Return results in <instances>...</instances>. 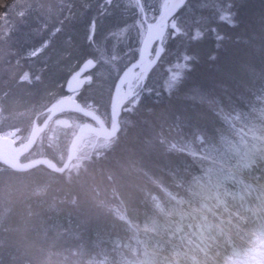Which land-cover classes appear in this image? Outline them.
I'll return each instance as SVG.
<instances>
[{
    "label": "trees",
    "instance_id": "trees-1",
    "mask_svg": "<svg viewBox=\"0 0 264 264\" xmlns=\"http://www.w3.org/2000/svg\"><path fill=\"white\" fill-rule=\"evenodd\" d=\"M161 1L141 3L146 12L152 8L156 14ZM36 7L15 8L0 29V133L19 127L23 139L35 116L42 120L40 112L66 93L64 81L87 60L93 61L88 74L94 77L83 86L79 100L108 118L114 80L137 56L142 28L135 0H41ZM223 13L230 14L235 26L220 19ZM197 31L202 36L194 39ZM163 46L137 105L122 112L118 133L99 155L91 153L62 174L45 166L25 172L0 166V264H120L127 256H141L131 226L148 241L141 229L163 222L173 198L194 199L188 195V181L198 182L204 193L217 181L214 174L220 176L214 162L227 166L243 161L253 144L250 138L243 136L246 141L236 143L234 154L214 149L211 142L218 127L226 128L225 121L231 129L260 130L259 117L244 115L233 122L224 112L244 114L263 91L264 0H186L170 20ZM174 68L181 80L168 95L164 88ZM201 95L210 105L201 102ZM72 115L78 123L85 120ZM180 126L184 132L173 131ZM197 131L208 136L205 159L192 155L200 153L192 143L187 144L188 154L164 152L173 140L187 148L185 143ZM188 132L191 136L184 137ZM56 144L47 147L38 140L28 155L61 164L66 149L61 141ZM155 169H168V174ZM104 194L108 203L101 207L97 201ZM112 205L124 208L131 226L111 216Z\"/></svg>",
    "mask_w": 264,
    "mask_h": 264
},
{
    "label": "rangeland",
    "instance_id": "rangeland-1",
    "mask_svg": "<svg viewBox=\"0 0 264 264\" xmlns=\"http://www.w3.org/2000/svg\"><path fill=\"white\" fill-rule=\"evenodd\" d=\"M161 3H162V1H161ZM40 4H41V0H0V29L6 23V19L8 18L7 16L16 11V10L13 11L15 8H17V9H23L24 8L27 10H34L37 8L36 6H39ZM21 6H23V8ZM160 9H161V5H160ZM139 11H140V9H139ZM144 12H145V17L149 22L157 17V15L154 14L153 10H151L150 12H149V10H147V12L144 10ZM141 21H142V19H141ZM144 31H145V26L142 22L140 43L144 39V38L142 39ZM1 36H2V32H0V37ZM0 46H1V44H0ZM163 52H164V50H163ZM161 55H160V57H161ZM176 57H177V55H174L173 59H176ZM173 71H174V74H171V77L174 75L177 76L178 71H176V68H174ZM262 89H263L262 93L259 92L253 100H251L250 102L247 101V104L249 102V105L246 106V112H245V109L243 110L245 112L244 114H242V113L237 114L236 112H234V113L232 112L233 115H231L229 121L230 120L233 122L238 121L239 118L242 119V116H244V115L246 117H251V120H252V117L258 118L259 116H262V119H263V117H264V88H262ZM139 94H140V92L138 93L136 98L133 97L126 103V106L124 107V110H123L124 112L134 110V107L137 105V100H139V98H138ZM190 94L192 96H194L195 98L198 97V94L196 91H191ZM199 99L203 100L201 102H205L206 104H207V102H209V100L206 99L204 95H201ZM209 105H210V103H209ZM43 118H44V115H43ZM43 118H42V120H43ZM73 118H74V116L72 114H69V115L64 114L63 116H58V117L53 118L50 121V123L47 125V127L39 133V135L36 139V142L38 140H40V143L44 146H46L47 144L52 145L50 143V142H52L51 140L54 141L56 139L53 137V134L55 131H58L59 134H63L65 132H67V135L65 136V138L60 139V141H61L60 145L63 146V144H64V148L67 150V147L69 144L68 141L70 140L71 136L75 133L79 124L83 123V122L78 123ZM253 120H255V119H253ZM240 124H242V123H240ZM223 125H224V123H223ZM225 126H226V128L225 127L220 128L221 126L217 128V138L214 142L212 140L211 144L216 143L214 149L218 148V146H219L223 150L229 151L232 154H234L236 152V148H237L236 146L239 144V142L242 143V141H246V140L239 134L238 130H236L234 127L231 129L230 125H228V123L226 121H225ZM260 126H262V125H260ZM260 126H258V127H260ZM254 130L251 129L250 131L252 133H254L255 132ZM173 131H177V132L183 131L184 132L185 131L184 126L183 127L180 126L178 129H175ZM203 133L204 132L200 133L197 131L196 133L193 134V136H191L192 133H190V132L187 133L188 135L185 133L184 137H186V136L192 137V139L190 137L188 142L185 143V146H187V148H181L173 140L168 145L164 146L163 150L165 153L167 152L169 154L174 153V152L186 153V151L188 150V147L190 146L187 144L192 143L198 147L197 149L200 151V153L201 152L205 153V151L208 150V143H207L208 136L205 134L203 135ZM17 134L18 133H16V136L18 137L17 141L18 140L20 141V139H19L20 135L18 136ZM198 136L200 137L199 140L196 139ZM26 139H27V137H26ZM143 140L150 144V140H148L147 138H145V139L143 138ZM166 142H165V144H166ZM230 143H231L232 147L230 146ZM236 143H237V145H236ZM110 144H111L110 139L103 138V137L96 136V135H92V134L85 135L83 137V139H81L79 141L78 146L76 148V152H75V158L72 160V162L70 163L68 168L70 169L73 167V165L75 166V165L80 164L83 159L84 160L88 159L90 157L89 155H91V153H93L91 156L94 155V152H97V155H99V152H101L103 149H107ZM53 146L57 147V144L54 142ZM254 147L258 148L257 144H255ZM252 149H254V148L252 147ZM262 152L263 151L260 149L256 150V152H255L256 158H255V162L253 163V165L244 166L243 164L235 163V164H233L234 167L232 166L233 168H231L228 171H225L227 173L228 177L233 176V180L238 181V179H239L243 184H247V185H243V187H246V189L245 190L244 189L241 190V188L233 189L232 186H234V185H231L230 187L226 188V190H230L232 193L223 192V190L221 191V189L220 190L218 189L217 190L218 192L216 193L217 202H211V200H210V201H205L203 203V206L201 207V210L199 211V214L197 215V217H198L197 219L199 222H202V223L203 222H210V221L216 222V216H213V214H212L213 212H218L220 214V211H223L224 208H227L228 210L232 211L236 208V206H239L242 202L247 204L245 197H246L248 190L251 191L250 192V194L252 193L251 196L256 198V203H260V201L264 200V199H262V197H260V196H264V189L255 185V184H260V185L264 184V179H263V173H264V155L263 154H264V152H263V154H262ZM213 155L216 156L215 153H213ZM209 156H211V155H209ZM211 157H213V156H211ZM166 170H168V169H159V170L155 169V172L159 173V174L161 173V175L166 176V174H168V171H166ZM251 172L257 174L256 177L252 176ZM203 174H206V173L205 172L202 174L198 173L196 176V179H194V181L195 180L198 181L203 176ZM228 183H231V182H228ZM227 186H228V184H226V187ZM262 186H264V185H262ZM259 188L262 189V191H259ZM255 189H257L258 194L255 193L253 195V193L255 192ZM100 196H101L100 197L101 200H100V198L98 199V201H97L98 205L101 207L104 205L106 206V204L108 203V200H105L106 199V198H104L105 194L103 195V197H102V195H100ZM107 197L110 198L109 196H107ZM259 199H261V200H259ZM152 201L154 203H156L157 198L152 196ZM220 202H222V204ZM249 202H250V199H248V203ZM217 204H219L218 207H213V205H217ZM260 204H263V203H260ZM204 205H208V207L205 208ZM109 208H110L109 211H110L111 216L113 218H115L117 220H122V221H123V219H125L124 218L125 213L123 210L124 208L122 206L112 205V206H109ZM208 208H212V211H209ZM248 209H249V207H248V205H246L243 208V211H247ZM184 222H186V223H184V224L178 223L181 233L176 232L175 234L171 233L169 231H166L167 233H165V232L164 233H157V232L155 233V231H153L151 228H149V226H148V228L147 227L144 228V232H148V234L154 233L160 241L164 242V245L161 247L151 248V251L153 253H156V256H157L154 258V261H155L154 264H159V261L165 255H169L170 253L175 254V257H170V258H175L176 264H181V262L183 261V257L181 256L182 253H186V251L187 252L192 251V246L194 247L196 245H200V247H201V244L199 242H202L204 240V237L205 238L208 237V233L206 231L195 230L194 234L196 236H194V235L190 236V235L186 234V226H189L190 228H194L195 227L194 220L189 218V220L186 219V221H184ZM197 225L199 226V223ZM168 234L170 236H175V238L177 240L174 239L173 243L176 246L171 244L169 242V239L167 240L165 238L167 236L170 237ZM201 238H203V239H201ZM209 244H211L213 246L212 243H209ZM212 246L209 248L210 251H213ZM191 253H193V252H191ZM121 255L119 253V255L116 258L120 257ZM204 260L206 261L207 257L204 258ZM232 262H234V261H231L230 263H227V264H233ZM92 264H103V263H102V260H97V261H93ZM207 264H208V262H207ZM236 264H264V253L262 256L256 257V258H252V259H248V260L240 259L238 262H236Z\"/></svg>",
    "mask_w": 264,
    "mask_h": 264
},
{
    "label": "bare ground",
    "instance_id": "bare-ground-1",
    "mask_svg": "<svg viewBox=\"0 0 264 264\" xmlns=\"http://www.w3.org/2000/svg\"><path fill=\"white\" fill-rule=\"evenodd\" d=\"M178 1H181V0H178ZM135 2H136V0H135ZM140 2H141V0H140ZM163 2H164V0H162V3H161V9L160 10H158V12L155 14V15H157V17L155 18V19H153L152 21H150V24H152V25H155L156 24V22H157V19H158V17L160 16V14H161V12L163 11V9H162V4H163ZM185 3V2H184ZM142 4V3H141ZM136 5H137V2H136ZM137 7H138V5H137ZM142 7H143V5H142ZM143 9H144V7H143ZM180 9V8H179ZM151 10H153L152 8H150L149 9V12L151 11ZM154 11V10H153ZM140 15H141V12H140ZM173 18V17H172ZM147 20V19H146ZM148 21V20H147ZM149 22V21H148ZM144 38V41H145V39L147 38V32L146 31H144V34H143V37H142V39ZM0 39H2V37H0ZM163 40H164V37L162 38V47H163V50H164V46H163ZM144 41H142L143 42V44H144ZM142 42L140 43V46H139V49H138V53H137V56H135L133 59H131L129 62H128V64L119 72V74L117 75V77H116V79L114 80V82L116 83V81H117V79H118V77L121 75V73L128 67V66H130V65H132L133 63H135V61L139 58V52H140V48H141V46H142ZM163 52V51H162ZM154 53H155V51L152 49L151 50V53H150V55H149V57L148 58H146V59H143V60H141L139 63H138V65H137V67L136 68H134L133 69V71H135L134 73H133V75H132V77H131V79L128 81V82H125V81H123V83H122V86L118 89V91L116 92V96H115V100H114V104H113V109L114 110H119V108H121L120 109V113L118 114V121L120 120V117H121V115H122V112H123V110H124V107L126 106V103L131 99V98H133V97H135L136 98V96L138 95V93L140 92H142V90H145V87H144V85H145V81H146V79H147V75H148V73H146L147 72V70H148V66H149V64L152 62V58H153V55H154ZM160 59V58H159ZM85 62L86 61H84V62H82L79 66H78V68L77 69H75L73 72H71L70 73V76L66 79V81H64V84H63V89H65V91H66V93L65 94H63V95H61L60 97H58L53 103H51L48 107H46L42 112H40V114H42V115H44V118H43V120L45 119V117L48 115V112L46 111V110H48L50 107H52L56 102H58L59 100H62V99H64V98H66V99H64L66 102H65V107L64 108H62L61 110H59L55 115H54V117H52L51 119H50V121L53 119V118H55V117H58V116H63L64 114H72V113H77V114H80L78 111H73V109H75V108H73L74 106H75V104H80V105H82L83 107H85V108H88V110H90L92 113H94V114H96L97 116H98V118L100 119V121L99 120H96V123L94 122V121H88L89 122V124H91V125H93V126H98V122H103V124H105V125H107L108 126V128H112V127H109V126H111V116H110V101H111V98H112V94H113V89H114V87L112 86V90H111V94H110V97H109V102H108V118H106V117H102V116H100L99 115V113H101V110L99 109V108H96V107H92L91 105H83L82 104V102H80V100H79V96H80V92H81V90H82V88H83V86L86 84V82L89 80V74H88V70L91 68V66L92 65H90V66H88L87 68H85L84 67V65H85ZM152 69V68H151ZM150 69V70H151ZM149 70V71H150ZM143 71V73H144V79L143 80H138L137 79V77L140 75V73ZM148 71V72H149ZM77 73H79V75H76ZM75 76V79H71L72 77H74ZM121 80H123V78L121 79ZM124 80H125V78H124ZM70 81V82H69ZM80 81H84V83L83 84H81V83H79ZM72 85H77V88L75 89H71V90H69V86H72ZM113 85H114V83H113ZM138 101V100H137ZM119 107V108H118ZM233 113L234 112H236V111H232ZM232 112H228V111H225L224 112V114L226 115L225 117L226 118H230L231 117V115H233L232 114ZM115 113V112H114ZM38 115L39 114H37L36 116H35V118H34V121H33V125H32V127H31V130H30V132H29V135L27 136V139L25 140V139H23L22 138V135H21V133L19 132V130H20V128L19 127H13V128H11V129H9L8 131H6V132H1L0 133V140L2 141V140H4V139H6V140H9V141H11V143L12 144H14V145H16V146H19V148H20V150H23V149H26L29 145H30V137H31V135L33 134V129L35 128L36 129V126H39L42 122H43V120H41V121H37V117H38ZM259 119H261V122L260 123H256L257 125H261V124H264V120L259 116ZM50 121L47 123V125L50 123ZM98 121V122H97ZM239 121V120H238ZM39 122V123H38ZM119 124H120V121H119ZM236 124V123H235ZM47 125H46V127H47ZM81 124H79V126H80ZM78 126V127H79ZM45 127V128H46ZM44 128V129H45ZM43 129V130H44ZM254 130V127L252 126V127H249V129H245L244 127L243 128H241V129H239V132H244V133H248V135H249V137H252V136H254L255 134H256V132L258 131V130H254L255 132L253 133V134H251V132H250V130ZM77 130V129H76ZM76 132V131H75ZM92 133H88V134H92V135H96V134H93V132H96V131H91ZM16 133H18L17 135L19 136V139H20V141L18 140L17 141V136H16ZM32 133V134H31ZM118 133V132H117ZM116 133V134H117ZM67 135V132H65V133H63V134H59L58 133V131H55L54 132V134H53V137L54 138H56L54 141L53 140H51L52 142H50L52 145H46L47 147H53V145H54V142L56 143V142H59L60 141V139L61 138H65V136ZM74 135V134H73ZM72 135V136H73ZM87 135V134H86ZM72 136H71V138H72ZM85 136V135H84ZM83 136V137H84ZM97 136V135H96ZM116 136V135H115ZM114 136V137H115ZM38 137V136H37ZM83 137L81 138V139H83ZM113 137V138H114ZM71 138H70V140H71ZM80 139V140H81ZM112 138H110V140H111ZM70 140L68 141V142H70ZM36 145V141H35V143H34V145L29 149V151L28 152H26V153H23L21 156H20V160H19V162L21 163V164H23L24 162L25 163H27V162H29V161H32V160H34V159H36V158H38V157H43V158H48L47 156H44V155H41V156H36V157H30L28 154L30 153V151L33 149V147ZM78 146V145H77ZM230 146H231V143H230ZM232 147V146H231ZM66 153H67V150H66ZM263 153V152H262ZM186 154H188V152L186 151ZM255 157V155H253L252 156V158H254ZM65 158H66V155H65ZM14 159H15V157H14V155L12 154V152L10 151V149L9 148H0V166H3V167H6V168H9V169H11L12 171H15V172H25V171H17V170H14L15 168H13V167H11V166H15V164H14ZM50 159V158H49ZM65 160V159H64ZM53 162H55L54 160H52ZM4 162H6L7 164H11L10 166H7V165H5V164H3ZM63 163H64V161L61 163V164H57L56 162H55V164L58 166V167H62V165H63ZM38 166H44V165H38ZM38 166H35V167H33V168H36V167H38ZM57 166L54 168V169H58L57 168ZM46 167V166H45ZM49 167H51V166H48V167H46V168H48L49 170H51V171H53L54 173H58V174H62V173H64L66 170H68L69 168L67 167L63 172H61V173H59V172H56V171H54L53 169H51V168H49ZM32 168V169H33ZM232 168V166L231 165H227V166H224L223 168H221V169H219V171L222 173L223 171L225 172V171H228V170H230ZM31 170V169H30ZM27 171H29V170H27ZM253 175L255 176L256 174H254L253 173ZM256 177V176H255ZM263 179H264V174H263ZM255 185H257L258 187H260V188H263L264 189V187H262L260 184H255ZM262 185H264V184H262ZM259 188V191H262V189H260ZM250 190H248L247 191V194H246V198H248V199H251V198H255V197H253V196H251L252 195V193L250 194ZM255 193H257V189H255V192L253 193V195L255 194ZM258 194V193H257ZM248 201V200H247ZM223 213L224 214H228L230 217H231V219L232 220H236L238 217H245L244 216V214H238V213H235V212H233V211H230V210H228L227 212H224L223 211ZM126 214V213H125ZM124 214V220L123 221H125L126 223H127V221H128V217L126 216ZM223 217H220L219 219H222ZM226 218H223V223H221L220 225L222 226V228H225V229H228V227H230V225L231 224H229L228 222H226ZM236 225V223L234 222L233 223V225ZM255 226L254 225H252V226H250V228H252V229H255L254 228ZM236 231V230H235ZM208 241H211V239L209 238L208 239ZM226 242L227 243H225V247L224 248H219V249H217L216 251H215V253L214 254H212V257L210 258V262L212 263V264H223V262H224V259L226 258V256H227V254H230V251H232V250H235L237 247H240V246H242V245H246V244H241V242H238V241H232V240H229V239H227L226 238ZM208 242L206 241V245H205V249H207L208 250ZM207 246V247H206ZM196 255L197 256H204V254H203V252H200L199 250H196ZM184 256L186 257V260H185V262L183 263V264H199V263H197L196 262V260L194 261L193 260V258H192V256H190L189 254H184ZM198 260V259H197ZM200 260V259H199Z\"/></svg>",
    "mask_w": 264,
    "mask_h": 264
},
{
    "label": "water",
    "instance_id": "water-1",
    "mask_svg": "<svg viewBox=\"0 0 264 264\" xmlns=\"http://www.w3.org/2000/svg\"><path fill=\"white\" fill-rule=\"evenodd\" d=\"M186 0H181V1H178V0H167V2L170 4V5H175V7H173L171 9V12L169 13L165 23H164V27H163V32L161 35L157 36L156 38L152 39L150 42H149V46L148 47H145L143 42H142V46L140 48V52H139V58L135 61V63H133L132 65L128 66L122 73L121 75L118 77L117 81L115 84H118L119 87L118 88H115L113 89V94H112V98H111V101H110V116H111V126L109 127H112L111 129L108 128L107 125L103 124V122H98V126H93L91 124H89V122H84L82 123L76 130V132L74 133V135L72 136L69 144H68V147H67V153H66V158L64 160V163L62 165V167H58L55 162H53L51 159L49 158H43V157H38L32 161H29L27 163H23L21 164L19 162L20 160V156L23 154V153H26L29 151V149L34 145L36 139H37V136L39 135V133L46 127L47 123L50 121V119L52 117H54V115L59 111L61 110L62 108L65 107V100L66 98L62 99V100H59L58 102H56L52 107H50L48 110H46L48 112V115L45 117V119L43 120V122L39 125V126H36V129L34 128L33 129V134L31 135L30 137V145L26 148V149H23V150H20L19 146H16L14 144L11 143V141L9 140H0V148H9L10 151L12 152V154L14 155L15 159H14V164L15 166H11L13 168H15L14 170H17V171H27V170H30L32 169L33 167L35 166H38V165H44L46 167L48 166H51L49 168L53 169L54 171L56 172H63L69 165L70 163L72 162V160L75 158V152H76V148H77V145L80 141V139L88 134V133H92L91 131H96V132H93V134H96L97 136H100V137H103V138H107V139H110V138H113L116 133L119 131L120 129V124H119V121H118V114L120 113V109L119 110H114L113 109V104H114V100H115V96H116V92L118 91V89L122 86V83L123 81L125 82H128L133 73L135 71H133L134 68L137 67L138 63L143 60V59H146L149 57L150 53H151V50L153 49L155 51L154 55H153V60L152 62L149 64L148 66V70L146 73H148V71L157 63V57L162 54V51L161 49H163L162 47V38L164 37L166 31H167V28H168V25H169V21L171 20V18L177 13V11L179 10V8L184 4ZM137 2V5L141 11V18H142V22L145 26V31L147 32V35H148V26L150 24V22H148L146 20V17H145V12H144V9L142 7V4L140 2V0H136ZM144 41V39H143ZM127 73V76L125 75ZM123 78V80H121ZM125 78V80H124ZM73 79V77L71 78ZM75 79V78H74ZM70 82V81H69ZM76 89L77 88V85H72V86H69V90L71 89ZM75 109H73V111H78L81 115H83L84 117H86L88 120L90 121H94L96 123V120H99L100 119L98 118V116L94 113H92L90 110H88V108H85L83 107L82 105L80 104H75V106L73 107ZM115 112V113H114ZM3 164L7 165V166H10L11 164H7L6 162H4ZM57 166L58 169H54L55 167Z\"/></svg>",
    "mask_w": 264,
    "mask_h": 264
},
{
    "label": "snow or ice",
    "instance_id": "snow-or-ice-1",
    "mask_svg": "<svg viewBox=\"0 0 264 264\" xmlns=\"http://www.w3.org/2000/svg\"><path fill=\"white\" fill-rule=\"evenodd\" d=\"M108 3H111V0H108ZM175 7V5H170L167 0H164L163 4H162V9L163 11L161 12L160 16L158 17L157 19V22L155 25H152V24H149L148 26V35H147V38L145 39L144 41V46L145 47H148L149 46V42L156 38L157 36L161 35L162 32H163V27H164V23L169 15V13L171 12V9ZM220 19L225 21V22H228V23H231V16L229 13H223L221 14L220 16ZM95 21L92 22V24L89 25V32L91 33L88 37V39L91 41L94 39V32H95ZM173 29H175V31H180L176 24H173L172 25ZM202 36V33H200L199 31H197L193 38L196 39V38H200ZM161 51H163V49H161ZM159 56L157 57V60H159ZM114 59V58H113ZM185 60L189 59V57L185 56L184 57ZM111 62V61H110ZM93 64V61L92 60H87L85 62V65L84 67L87 68L88 66L92 65ZM187 67V65H185V68ZM76 75H79V73H77ZM127 76V73L125 74ZM92 77L94 76H90L88 82L91 83V79ZM75 78V76L73 77V79ZM138 80H143L144 79V73L143 71L140 73V75L137 77ZM181 80V77L179 76H172L170 78V80L168 82H166V88L167 90L169 91H172L174 87H176L178 85V83L180 82ZM79 83L83 84L84 81H80ZM113 87L115 88H118L119 85L118 84H115L114 82V85ZM210 103V101H209Z\"/></svg>",
    "mask_w": 264,
    "mask_h": 264
},
{
    "label": "clouds",
    "instance_id": "clouds-1",
    "mask_svg": "<svg viewBox=\"0 0 264 264\" xmlns=\"http://www.w3.org/2000/svg\"><path fill=\"white\" fill-rule=\"evenodd\" d=\"M230 25H231V26H235V22L232 21V22L230 23ZM164 91H165L168 95H171V93H172V91H169V90H167V89H165V88H164ZM196 139L199 140L200 137L198 136ZM188 162L193 166V168H195V161H193V160L191 159V157L188 158ZM188 184H189V187H188V189H187V192H188V195H189V196H193V197H194V196L200 195V194L203 192L202 186H200L198 182H196L195 184H193V182L190 180V181H188ZM208 199H210V197H208ZM220 203L222 204V202H220ZM218 206H219V204H217V205H213V207H218ZM204 207L207 208L208 205H204ZM208 210H209V211H212V208H208ZM223 211H224V212H227L228 209H227V208H224ZM212 214H213V216H216L217 219L220 218V214H219L218 212H213ZM221 223H223V220H221ZM201 239H203V238H201ZM197 249H198L200 252H203V253H205V255H207V251H206V249H205V248H201L200 245H197V246H196V249H193V252L195 253ZM170 257H175V254H174V253H170L169 255H165V256L159 261V264H176V259H175V258H170ZM192 258L195 259V255H193ZM199 264H207V262H206L203 258H201L200 261H199Z\"/></svg>",
    "mask_w": 264,
    "mask_h": 264
}]
</instances>
